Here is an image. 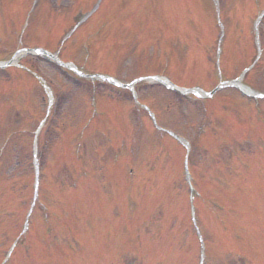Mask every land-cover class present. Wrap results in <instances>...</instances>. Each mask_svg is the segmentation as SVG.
<instances>
[{"label":"rangeland","instance_id":"1","mask_svg":"<svg viewBox=\"0 0 264 264\" xmlns=\"http://www.w3.org/2000/svg\"><path fill=\"white\" fill-rule=\"evenodd\" d=\"M97 1L38 0L25 43L60 52L86 73H111L124 83L164 73L187 87L207 89L222 76L236 79L264 47V23L259 39L255 35L264 0H101L93 24L58 50L63 35ZM24 6V0H11L0 15L1 61L24 46L18 41ZM24 60L52 83L57 123L47 124L42 204L34 211L32 233L8 264H200L182 170L184 148L156 130L131 91L97 79L80 85L72 73L43 58ZM252 79L256 92L264 90V75ZM138 89L142 105H152L162 124L197 146L190 172L201 196L200 230L210 245L205 264H245L241 258L264 264V100L224 88L203 106L206 120L202 105L185 95L148 81ZM49 106L34 74L21 67L0 70V262L24 219L23 201L32 196L33 183L25 188L14 177L15 156L27 159ZM97 130L108 135L107 142L99 141ZM96 242L118 244L108 246L104 257Z\"/></svg>","mask_w":264,"mask_h":264},{"label":"bare ground","instance_id":"2","mask_svg":"<svg viewBox=\"0 0 264 264\" xmlns=\"http://www.w3.org/2000/svg\"><path fill=\"white\" fill-rule=\"evenodd\" d=\"M245 91L248 92V93H251L248 89L245 88Z\"/></svg>","mask_w":264,"mask_h":264}]
</instances>
